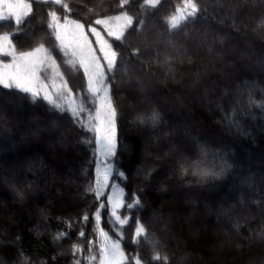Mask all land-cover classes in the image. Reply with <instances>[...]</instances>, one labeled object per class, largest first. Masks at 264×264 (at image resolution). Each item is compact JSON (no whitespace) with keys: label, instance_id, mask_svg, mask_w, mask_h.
<instances>
[{"label":"trees","instance_id":"obj_1","mask_svg":"<svg viewBox=\"0 0 264 264\" xmlns=\"http://www.w3.org/2000/svg\"><path fill=\"white\" fill-rule=\"evenodd\" d=\"M63 1L71 8V12L63 8L65 3L30 0L33 13L30 18L42 16L44 8H54L60 14L79 19L91 26L96 25L95 20L98 18L124 12L134 19L133 25L125 30L123 40H116L112 36L109 38L104 32L111 49L120 57L112 71H107V65L104 67L108 96L116 110V149L115 155L107 159L111 164L107 184H116L121 188L123 204L138 199L140 205L130 209L120 208L118 215L121 219L126 217L127 221L121 226L110 211L106 210V191H101L99 197L94 191H86L89 187H96L94 159H91L92 162L90 158L83 161L84 154L82 159L73 156L72 162L67 165V171L61 174L62 168L58 169L52 161H47L46 165L42 155L31 156L22 164L24 169L19 168L15 178L8 184L15 188L20 197L17 203L26 204V215L18 205L7 202V191L3 188L0 191L6 199L0 204V264H68L72 259L79 261V264H97L101 244L106 240L102 233L119 244L125 257L139 255L147 264H178L172 262V257L181 260L183 264H264V235L260 243L248 245L238 255L228 259L211 241L209 229L215 227L210 217L197 223L193 211L184 202L188 198L196 200L194 192L201 196L203 190L235 182L234 188L241 194L253 196L264 193V173L237 172L233 161L241 147L256 152L264 149V135L253 131L255 125L258 128L264 127V68L257 69L262 75L236 78L233 84L217 91L212 104L218 109L210 117L195 105L186 90V85L192 82L188 76L198 81L208 77L212 67L235 63L234 56L244 60L237 52L248 53V49L236 44L237 52L230 54L222 46L224 38L231 34L233 28L237 31L236 34L243 35L252 44L251 53L256 54L257 50L264 52V0H219L218 5L212 4L214 0H195L200 9L198 15L182 22L177 29H170L167 20L176 14L177 8L184 6V0H161L156 8L142 7L144 0H129L124 8L120 7L121 0H78V3L73 0ZM205 23L209 30L208 36L205 35L209 39L204 40L206 48L197 50L190 41L205 30ZM213 36H218L215 46ZM136 49H139V53L133 55ZM218 58L223 60L219 61ZM124 73L137 78L143 76L151 93L166 97L179 113L202 125L206 135L221 136L222 131L228 136L211 142L205 138L200 139L191 131L187 135H179L184 144L177 149L169 148L161 137L169 132V127L159 124L165 114L164 109H160L157 104H153L147 112H138L132 117L139 129L133 130L127 123V119L131 118L130 110L118 89ZM243 81L248 84L243 86ZM235 85L245 89L244 92H234ZM135 86L137 85L133 82L131 87L135 89ZM224 92L227 96L221 100ZM154 113L159 117L156 122L152 120ZM52 135L54 138L60 136ZM145 135L148 143L156 144L160 150L154 153L158 156V161L146 159L147 163H143ZM126 146L128 148L125 149ZM222 168L226 170L217 177L210 178L202 174L211 171L219 173ZM259 178L262 181L259 182ZM63 182H66L65 191L58 185ZM177 182L184 184L182 191L176 194L169 192V187L178 184ZM46 185L53 188L50 192V196L54 198L51 208L41 204L44 200L41 189ZM55 191L61 192L55 194ZM21 193L24 199L21 198ZM75 194L81 199L80 203L73 199ZM180 195L185 198L180 199ZM147 203L164 210L161 213L165 220L171 222L169 228L173 235L161 236L160 223L152 222ZM101 204L105 207L102 208ZM98 210L99 220L96 218ZM85 213H88L87 222L83 220ZM137 219L148 227L149 234L141 238L139 243H134ZM202 223L204 230L200 229ZM258 226L259 224L254 225L253 230L257 231ZM5 230L8 235L3 234ZM81 231L84 232L83 237L79 235ZM60 232L68 235L62 240H56ZM218 234L223 236L222 231ZM244 234L246 233L242 235ZM192 235H196V238ZM74 244L80 248L75 256L72 251ZM157 251L161 257H168L166 262L163 259L153 261L152 257ZM92 257L96 259L93 260ZM127 260L135 262L134 259Z\"/></svg>","mask_w":264,"mask_h":264},{"label":"rangeland","instance_id":"obj_2","mask_svg":"<svg viewBox=\"0 0 264 264\" xmlns=\"http://www.w3.org/2000/svg\"><path fill=\"white\" fill-rule=\"evenodd\" d=\"M73 1L78 3V0ZM218 2L219 0H214L211 3L218 5ZM6 3H22L30 6V0H0V15L8 17L7 20L0 21V37L8 35L10 41L7 49L0 50V73L6 71L4 65L13 62V55L7 54L11 52L12 48H15L18 54L19 52L32 51L43 44L49 50L51 59L46 61V66H38L36 75L39 77V81L46 84L48 86L46 90L50 91L53 88V81L56 84L61 83L56 74L57 72L61 73L64 80L68 81L69 88L73 93L72 98L75 99L76 105L83 106L84 111L79 117L74 119L70 110H58L49 104L47 100L43 99L45 89H41L39 97L33 98L31 93L22 92L15 87L5 88L0 84V191L2 188L7 191V202L18 205L26 215V204L17 203V201L19 202L18 198H20L18 197V193L11 185L10 187L8 186L9 182L15 178L19 168L24 169L22 166L24 161H27V158L31 156L42 155L45 161L44 164L47 165V161H52V163L58 166V169L62 168L60 172L63 174V171H67V165L72 162L71 158L73 156L82 159V154H84L83 161L87 160L86 158H90V160L94 159L95 161L96 179L99 176L101 181L100 190L102 192L106 191L104 194L106 210L110 211L111 215L113 210H115L118 215L121 207L114 208V206L117 201L123 202V191L116 184H107L108 189L107 186H104L105 175H107V183L109 182L110 175V173L105 172L106 165L110 163L107 162L109 156L105 154L104 140L111 127L108 123V110L105 101V96H108V93L105 94L101 90L98 97H93L88 92V76L85 75V70L80 65V59L83 57L93 68L96 67V62H98L99 67L104 69L105 65H107L104 52L108 48H102L101 44L102 42H106L110 46L109 40L104 37V32L107 34L109 30L119 32L125 23L122 18L117 19L122 14L101 18L107 21V25L96 24L95 26H91L86 25L79 19L60 14L54 8H44L42 16L38 15L30 18L32 17L31 14H33L32 11L29 12V15L23 16V13L28 11V8L22 7L15 10L21 15L23 20V23L17 26L15 16L9 13ZM61 3L66 2L63 1ZM52 11H55L60 18L59 31L64 38L65 45L63 49L61 42L56 39L55 31L49 27V23L52 22L49 14ZM64 17H68L69 23L66 24L64 22ZM71 21H78L84 25L83 35H81V30L76 29ZM151 24L155 26L153 22ZM204 25L205 30L197 38L190 41L194 43L197 50L206 48L204 40L206 38L209 39L207 37V32L209 31L207 29L208 24L205 23ZM90 26L96 28L99 37L88 31ZM18 27L19 31H17ZM236 33L237 31L233 28L231 34H228L224 38L222 46L230 54L237 52L236 44L239 47L248 49V53L237 52L244 57L243 61L234 56L235 63H227L224 67H221V65L212 67L211 74L198 81L194 80V77L188 76L192 82L190 85H186L187 92L191 95L195 105L202 108L204 114L209 117L212 112L218 109L212 104L217 91L233 84L236 78L256 74L262 75V72L257 69L264 68V52L257 50L256 54L251 53L252 44L245 40L243 35ZM112 37L109 36V38ZM212 39L215 46L218 43V36H213ZM188 41L189 39H187ZM5 43V41L0 39V49L4 48ZM145 46L148 45L146 44ZM73 52H75V55H73ZM38 55L43 57L44 53H39ZM53 60L55 61V65L52 64ZM218 60L221 61L223 58H218ZM133 82L137 85L135 89L131 87ZM247 84L246 81H243L242 85L245 86ZM37 87H41V85L37 84ZM96 87L101 89L107 87L105 69L104 84H97ZM235 87L234 92L237 93L240 90L241 92L245 90L238 85H235ZM118 89L120 96L125 99L130 110L131 118L127 119V123L133 130L138 129L132 121V117L136 113L147 112L150 110V107L154 106L153 104H157L160 109H164L165 115L159 124L169 127V132L161 136L164 138L163 143L169 148L177 149L180 145L184 144L179 139V135H187L191 131L195 132L200 139L205 138L211 142H217L219 138L228 136L222 131H220L221 136L206 135L202 125L194 123L189 117L179 113L171 106L170 101L166 97H158L154 95V92L151 93L143 76L137 78L134 75L124 73L122 80L118 84ZM53 95L55 96V92H53ZM226 96L227 94L224 92L221 100H224ZM97 128H99V133L96 131ZM253 131L254 133H261L262 136L264 135V127L258 128L255 125L253 126ZM52 134L60 136L59 138H54ZM139 134L142 136L141 132ZM97 135L101 138L99 145L97 144ZM249 136L252 137L251 135ZM143 140L144 159L142 161H145L143 163H147L146 159L158 161L159 158L154 153L160 152V150L156 147V144L150 145L147 135L143 136ZM256 140L258 141L259 139L256 138ZM81 147L83 148V152ZM126 148L128 147L126 146ZM233 161L237 172L243 174L251 171L257 172V174L264 173L263 148L259 152H256V150H248L241 147L238 153L234 155ZM44 164L42 163V166ZM259 179V182L262 181V178ZM179 183L174 184L173 187H169V192L180 193L184 184ZM234 184H223L219 188L203 190L202 194H200L201 196H198V192H194V195L197 196L196 200L188 198L184 201L189 205L194 216H196L197 223L201 219L210 217L213 227H215L209 229L212 237L211 241L221 250L223 255L228 256V259L238 255L248 245L260 243V239L264 235L262 234L264 231V193H257L253 196L244 195L234 188L236 186ZM58 185H61L63 191H65L64 186H66V182L59 183ZM51 190L53 188L49 185L41 189L44 196L41 204L44 203L48 208L53 207L54 204V198L50 196ZM60 192L55 191V194H59ZM69 196H71L70 193ZM73 197L78 203L81 202L78 195L75 194ZM110 197L111 200L109 199ZM179 198L183 199L185 197L180 195ZM5 200L0 193V204H3ZM70 200L68 199L69 202ZM146 205L151 211L152 222L160 223L161 236L162 234L165 236L173 235V232L169 228L171 222L165 220L162 214L164 210H161L159 206L151 207L148 203ZM186 211L188 212L189 210L186 208ZM112 217L116 220L115 216L112 215ZM125 218L123 217V219ZM258 224L259 231L253 230V226ZM204 228L205 226L202 223V228L200 229L204 230ZM219 231L223 232L222 237L219 236ZM240 232L246 234L242 235ZM3 234L8 235L7 230ZM193 238L195 239L196 235ZM113 242H115L113 239L107 238L102 242L101 248H108L110 250ZM100 255L101 251H99V256L97 257L99 262L97 264H100ZM76 262V259H72L68 264H76ZM172 262L183 264L181 260L174 257H172ZM122 264H135V262L126 259Z\"/></svg>","mask_w":264,"mask_h":264},{"label":"snow or ice","instance_id":"obj_3","mask_svg":"<svg viewBox=\"0 0 264 264\" xmlns=\"http://www.w3.org/2000/svg\"><path fill=\"white\" fill-rule=\"evenodd\" d=\"M46 2L49 3H55V4H61L62 0H46ZM129 3V0H121L120 7L124 8L125 5ZM161 3V0H144V4L142 7H151L156 8ZM63 8L67 12H71V8L68 6V4H63ZM6 7L9 10V13L13 16H15V23L17 26H20L23 23L21 15L16 12V9L19 8H28V11L23 13V16L29 15V12L31 11L30 6L27 4L22 3H6ZM200 9L195 2V0H184V6L182 8L176 9V14L172 15L168 18L167 23L169 24L170 29H177L180 27L182 22L188 21L190 18L196 17L199 13ZM51 21L49 23V27L52 28L55 31L56 39L61 42L62 49L65 47L64 45V38L62 37L59 27H60V18L57 16V13L55 11L50 12ZM123 19L125 23L119 30V32L115 31H108L109 36L115 37L116 40H123L125 36V30L133 25L134 19L133 17L129 16L127 12L122 13L121 17H117V19ZM8 17L0 15V21L7 20ZM64 22L67 24L69 23L68 17H64ZM141 24L143 21H139ZM72 24L75 25V28L78 30H81V35H83V29L84 25L79 23L78 21H71ZM95 24L97 25H107V21L104 19H96ZM17 31H19V27L17 28ZM88 31L94 33L99 37V33L97 32L95 27H89ZM3 41L6 43L4 44V48L0 50H5L9 47L10 41L9 36L4 35L3 37H0ZM102 48L107 47L108 50L104 52V56L107 62V71H112L116 65L117 61L120 59L116 51H113L110 46L107 45L106 42H102L101 44ZM39 53H44L43 57L39 56ZM139 53V49H136L133 52V55H137ZM13 55V62L11 64L4 65L6 71L0 73V84H2L5 88H17L22 92L25 93H31L33 98L39 97L41 95V89H45L43 92V99L47 100L49 104L53 105L54 108L65 111L70 110L72 112V115L74 119L76 117H79L80 114L84 111L83 106H77L76 101L73 97L72 90L69 88L68 81L64 80V77L61 73L57 72V76L59 77L61 83L56 84L55 81H53V88L52 90H46L48 86L46 84H43L39 81V77L36 75V72L38 70V66H46V61L51 59V55L49 53V50L44 47L43 44H41L38 48H35L32 51L28 52H19L16 53L15 48H12L11 52L7 53ZM67 54V53H66ZM73 55H75V52H73ZM52 64L55 65V61H52ZM80 65L85 70V75L88 76V92L92 94L93 97H98L100 95L101 90L105 94L109 92V89L107 87L98 88L96 87L97 84L103 85L104 84V69L99 67L98 62H96V67L93 68L90 63H88L83 57L80 59ZM37 84H40L41 87H37ZM53 92H55V96L53 95ZM105 101L107 105L108 110V123L111 126L109 133L104 137L105 140V154L106 156H114L115 155V149H116V137H115V116H116V110L112 107L111 99L106 95ZM159 119L158 114H153L152 120L153 122H156ZM142 123L144 121H141ZM91 130V129H89ZM97 133H99V128L96 129ZM101 142V138L99 135H97V144L99 145ZM230 167V166H229ZM226 169L222 168L219 173L215 171L211 172H204L202 173L204 176L207 177H217L219 175H222ZM105 172L110 173L111 172V165L108 164L105 167ZM123 175V174H121ZM104 186H107V175L104 177ZM101 181L97 179L96 187L93 189L89 187L86 189V191L92 192L94 191L99 197L101 193ZM21 198H23V194H20ZM111 200V197L109 198ZM140 205V201L134 200L132 203L123 204L122 201H117L114 208L119 207H127V208H133L135 206ZM101 207H105V205L101 204ZM112 215L116 217L117 222L123 226L127 221L126 219H121L119 215H117L116 211L113 210ZM97 220H99V210L97 212L96 216ZM83 220L85 222L88 221V213H85L83 216ZM71 226V224L69 225ZM149 234L148 227L141 222L140 219H137V227L135 231V235L133 237L134 243H139L140 239L143 237H147ZM68 233L66 232H60L56 236V240H62L64 239ZM81 237L84 236V232L81 231L79 234ZM106 237V234H103ZM155 246V242H153ZM73 255L75 256L76 253L80 251V248L78 245H73L72 248ZM93 260L96 259V257H92ZM100 264H122V262L126 259H134L135 264H147V262L143 261L142 258L137 255L133 258L125 257L123 251L120 249V246L118 243L113 242L111 249L108 248H101V255H100ZM153 261H161L162 259L166 262L168 257L164 256L161 257L159 251L156 252V254L152 257ZM76 264H79V261L76 262Z\"/></svg>","mask_w":264,"mask_h":264}]
</instances>
